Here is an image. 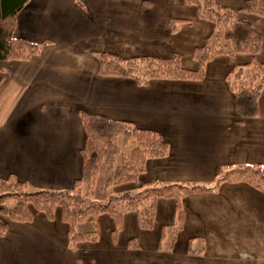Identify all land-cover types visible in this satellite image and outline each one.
<instances>
[{
  "label": "crops",
  "instance_id": "0c3cea01",
  "mask_svg": "<svg viewBox=\"0 0 264 264\" xmlns=\"http://www.w3.org/2000/svg\"><path fill=\"white\" fill-rule=\"evenodd\" d=\"M245 1L215 3L260 34L257 55L216 56L201 80L138 85L99 75V55L177 54L183 68L195 70L192 52L212 24L194 6L184 0H29L13 35L38 44L39 52L0 62V179L28 190L70 189L82 174L81 111L156 132L169 145L165 157L146 160L137 181L114 186L113 194L151 183L206 186L227 170L264 166V85L258 116L241 119L227 83L235 65L264 64V17L241 11ZM179 201L180 219L175 198L157 199L150 230L126 212L113 235V219L101 214L96 240L72 247L58 212L52 220L35 214L29 223L7 221L0 264H264V192L222 181L212 191H183ZM93 229L90 220L75 226L77 233Z\"/></svg>",
  "mask_w": 264,
  "mask_h": 264
},
{
  "label": "trees",
  "instance_id": "16d2710c",
  "mask_svg": "<svg viewBox=\"0 0 264 264\" xmlns=\"http://www.w3.org/2000/svg\"><path fill=\"white\" fill-rule=\"evenodd\" d=\"M29 0H0V62L27 60L39 52V45L13 35L18 13ZM195 7L200 19L212 24V31L203 45L192 52L196 62L195 70L181 66L180 56L168 58L132 57L121 59L111 54L99 55V75L133 79L138 85H145L152 79L201 80L206 64L216 56L232 59L239 53L255 56L261 49V36L251 25L240 19L230 8L219 6L215 0H184ZM264 17V0H246L240 9ZM171 29L175 23L171 20ZM229 89L233 93L235 110L241 119L256 117L258 97L264 85V64L253 60L247 65H235L227 75ZM85 132L82 149V174L67 190H28L26 185L13 179H0V236L7 229V221L29 223L35 214H42L52 220L59 213L60 220L68 226L69 246L81 241H95L96 219L101 214L109 215L114 221L113 235L121 228V217L133 212L138 226L150 230L153 226L155 201L162 197L176 199L178 219L181 218L179 194L183 191L205 192L214 190L220 182H246L264 192V166H240L222 172L211 184L181 185L151 183L138 191L110 194L104 200L93 197L94 185L101 171L102 163L112 168L113 176L106 186H117L136 182L145 170L148 159L163 158L168 154V143L156 132L139 129L126 121H116L103 116L80 112ZM123 139L128 148L121 155V164L115 165L120 155L118 139ZM84 185L85 191L81 190ZM11 204L8 205L7 203ZM90 220L94 229L77 233L78 223ZM135 245L130 241L129 245Z\"/></svg>",
  "mask_w": 264,
  "mask_h": 264
},
{
  "label": "rangeland",
  "instance_id": "374dc122",
  "mask_svg": "<svg viewBox=\"0 0 264 264\" xmlns=\"http://www.w3.org/2000/svg\"><path fill=\"white\" fill-rule=\"evenodd\" d=\"M118 146L120 148V155H118L116 158H115V165H120L121 164V155H124L127 153L128 151V148L124 145L123 143V139L120 137L118 139ZM113 170L112 168H110V166L106 163H102L101 165V171L97 177V180L95 182V185H94V199L95 200H103V199H106L112 192V189L114 190V186H106V182L107 180L113 176ZM113 194V193H112ZM8 205H10L11 203L8 202L7 203Z\"/></svg>",
  "mask_w": 264,
  "mask_h": 264
}]
</instances>
